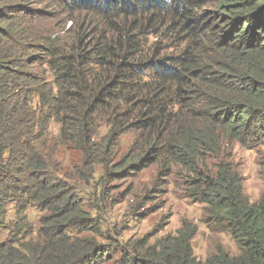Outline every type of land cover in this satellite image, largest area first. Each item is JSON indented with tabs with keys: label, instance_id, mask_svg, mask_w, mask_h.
Wrapping results in <instances>:
<instances>
[{
	"label": "trees",
	"instance_id": "16d2710c",
	"mask_svg": "<svg viewBox=\"0 0 264 264\" xmlns=\"http://www.w3.org/2000/svg\"><path fill=\"white\" fill-rule=\"evenodd\" d=\"M224 142L257 149L264 177V0H0V264H264V193L250 201ZM151 167L158 188L187 176L238 253L199 258L185 220L102 241L111 197L79 181Z\"/></svg>",
	"mask_w": 264,
	"mask_h": 264
},
{
	"label": "rangeland",
	"instance_id": "374dc122",
	"mask_svg": "<svg viewBox=\"0 0 264 264\" xmlns=\"http://www.w3.org/2000/svg\"><path fill=\"white\" fill-rule=\"evenodd\" d=\"M222 156L233 159L243 174L245 193L250 201L259 200L264 193V177L258 150L245 148L238 142H224ZM100 170L101 168L98 169V174ZM159 176V170L151 167L137 178L113 181L106 187L102 186L101 191V185L97 184L96 180H92L90 184H84L83 179L79 181V184L83 185L81 189L86 199L95 202L102 191L111 197V205L107 204L101 214L102 241H109L107 238L127 241L130 238L150 235L152 242L167 234H175L185 220L197 228L192 243L199 258L206 259L215 253L219 246H224L232 254L238 253V247L231 234L213 229L205 219L204 204L189 194L187 176L181 172L175 173L166 177L164 186L158 188ZM114 197L116 200L112 202ZM26 214L29 220L27 222L34 225V228L38 227L43 211L32 207ZM17 218V212L13 208L7 220L13 225ZM7 236V231L0 234L1 239Z\"/></svg>",
	"mask_w": 264,
	"mask_h": 264
}]
</instances>
